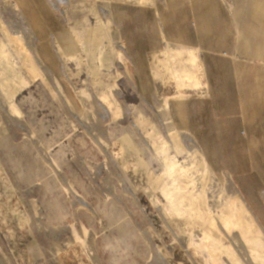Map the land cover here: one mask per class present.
Instances as JSON below:
<instances>
[{
	"label": "rangeland",
	"instance_id": "rangeland-1",
	"mask_svg": "<svg viewBox=\"0 0 264 264\" xmlns=\"http://www.w3.org/2000/svg\"><path fill=\"white\" fill-rule=\"evenodd\" d=\"M5 66L0 264H264V0H0Z\"/></svg>",
	"mask_w": 264,
	"mask_h": 264
},
{
	"label": "crops",
	"instance_id": "crops-1",
	"mask_svg": "<svg viewBox=\"0 0 264 264\" xmlns=\"http://www.w3.org/2000/svg\"><path fill=\"white\" fill-rule=\"evenodd\" d=\"M199 25H201V23H199ZM74 36H75V38L77 37L76 34H74ZM59 47H60V46H59ZM60 49H61L62 52H64V55L67 54V50H66V49H63V48H61V47H60ZM65 50H66V51H65ZM194 53H195V52H194ZM168 55H169V54H168ZM188 55H192V52H188ZM68 56H70V54H68ZM169 56H170V59H171V57H173V58H172V59H173L172 62L179 63V62H178L179 60H178L176 57H174L173 54H170ZM3 58H5V61H9L7 55L4 56ZM5 67H7V69L9 68V66H5ZM3 69H4V67H3L0 71H1L2 73L6 74V75H9V76H6L7 78H9V77L12 78V79H11L12 84H15V82H20L19 80H17V71H16L15 68H9V70H8L6 73L4 72ZM185 78L188 79V80H189V79H191V80H195V81H196V86L198 85V83H197V79H196V77H195L194 75H192L191 71H189V73H187V74L185 73ZM177 81L180 82L179 80H177ZM245 100H246V99H245ZM14 106H15V105H14ZM244 107H245V106H244ZM244 107H243V108H244ZM13 109H15V107H14ZM228 109H233V108L228 107ZM174 167H175L174 163H171L170 168L168 169V173H169V174L172 173Z\"/></svg>",
	"mask_w": 264,
	"mask_h": 264
},
{
	"label": "bare ground",
	"instance_id": "bare-ground-1",
	"mask_svg": "<svg viewBox=\"0 0 264 264\" xmlns=\"http://www.w3.org/2000/svg\"><path fill=\"white\" fill-rule=\"evenodd\" d=\"M2 27H3V26H2ZM3 28H4V27H3ZM4 32H5V30H4ZM5 34H6V33H5ZM8 36H9V35H8ZM14 36H15V35H14ZM9 37H10V36H9ZM17 37H18V36H16V37H12V40L14 41ZM10 39H11V38H10ZM10 39H9V40H10ZM13 41H12V42H13ZM17 41H18V40H17ZM14 42H15V41H14ZM16 43H17V42H16ZM18 48H20V47L18 46ZM20 49H21V48H20ZM26 51H27V50H26ZM18 53H19V52H18ZM27 53H28V52H27ZM19 54H20V53H19ZM28 60H29V59H28ZM27 63H28V61H27ZM25 64H26V63H25ZM31 64H32V63L29 62V64L26 65V67H27L26 69H29V72L31 73L33 79H35V77H37V76L35 75V73H34V69H35V68H34V65L32 66ZM35 67H36V66H35ZM33 68H34V69H33ZM39 74H40V73H39ZM40 75L42 76V73H41ZM47 85H48V84H47ZM13 108H14V106H13ZM15 110H16V109H15ZM15 112H16V111H15ZM18 114H19V113H18ZM167 131H168V130H167ZM32 137H33V136H32ZM105 144H106V143H105ZM108 146H109V145H108ZM237 195H238V194H237ZM235 197H236V196H235ZM235 197H234V199H235ZM237 197H238V196H237ZM237 197H236V198H237ZM232 199H233V198H232ZM238 199H239V198H238ZM238 199H237V200H238ZM238 201H239V200H238ZM232 203H233V205H234L235 200H234ZM242 205H243V204H242ZM237 207H238V205H237ZM239 209H240V208H239ZM222 214H223V213H222ZM225 217H226V216H225ZM255 225H256V224H255ZM258 231H259V230H258ZM206 235H207V234H206ZM213 242H214V241H213ZM255 242H256V241H255ZM210 243H211V242H210ZM210 243H209V244H210ZM202 244H203V243H202ZM212 244H213V243H212ZM196 245H197V244H196ZM196 245H195V246H196ZM210 245H211V244H210ZM210 245H209V246H210ZM198 247H199V246H198ZM210 247H211V246H210ZM215 247H216V246H215ZM205 248H206V247H205ZM251 251H252V250H251ZM253 251H254V250H253ZM207 253H208V252H207ZM207 253H206V254H207ZM258 253H259V252H258ZM258 253H257V254H258ZM219 254H220V253H219ZM221 255H222V254H221ZM220 257H221V256H220ZM225 258H226V257H225ZM227 258H228V257H227ZM253 258H254V257H253ZM231 259H232V258H231ZM213 260H215V259H213ZM221 261H224V260H221ZM234 261H235V260H234ZM232 262H233V261H232ZM217 263H218V262H217ZM210 264H211V262H210ZM223 264H224V263H223Z\"/></svg>",
	"mask_w": 264,
	"mask_h": 264
}]
</instances>
